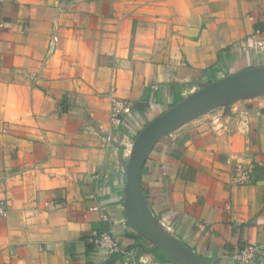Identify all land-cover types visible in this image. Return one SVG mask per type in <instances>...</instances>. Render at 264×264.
<instances>
[{"label":"crops","instance_id":"1","mask_svg":"<svg viewBox=\"0 0 264 264\" xmlns=\"http://www.w3.org/2000/svg\"><path fill=\"white\" fill-rule=\"evenodd\" d=\"M257 67L264 0H0V264H118L93 241L108 232L151 264H178L128 225L134 142L199 84ZM238 165L247 185L234 184ZM141 189L210 264L264 247V95L163 137Z\"/></svg>","mask_w":264,"mask_h":264},{"label":"water","instance_id":"2","mask_svg":"<svg viewBox=\"0 0 264 264\" xmlns=\"http://www.w3.org/2000/svg\"><path fill=\"white\" fill-rule=\"evenodd\" d=\"M264 95V67L251 68L193 93L155 119L136 138L126 166L128 225L180 264H210L161 227L149 209L141 189V175L155 145L191 121L231 103Z\"/></svg>","mask_w":264,"mask_h":264},{"label":"built area","instance_id":"3","mask_svg":"<svg viewBox=\"0 0 264 264\" xmlns=\"http://www.w3.org/2000/svg\"><path fill=\"white\" fill-rule=\"evenodd\" d=\"M115 115L113 123L120 126L122 123L121 117L126 111L125 104L118 100L115 101ZM234 184L236 186H244L248 184L247 171L242 165L236 167L234 175ZM99 207H94L93 211L98 212ZM8 216V206L0 202V218ZM165 230L168 227L162 225ZM95 246L107 256L118 257V264H151L145 260L138 249H126L122 247L116 239L113 232L104 233L93 239ZM264 253V247L261 246H246L234 255V259L240 264H256Z\"/></svg>","mask_w":264,"mask_h":264},{"label":"trees","instance_id":"4","mask_svg":"<svg viewBox=\"0 0 264 264\" xmlns=\"http://www.w3.org/2000/svg\"><path fill=\"white\" fill-rule=\"evenodd\" d=\"M207 71H205V72H203V73H206ZM210 73H213V74H215V73H217L218 71L216 70V69H210V71H209ZM213 74H211V75H213ZM215 81H213V78L211 77V79L209 80V82H208V84H212V83H214ZM178 104V102L177 103H175V105L174 106H176ZM153 255L158 259V260H160V261H169V262H175V263H178V264H180L179 262H177L175 259H173L172 257H170L168 254H166V253H164L162 250H160V249H155V250H153Z\"/></svg>","mask_w":264,"mask_h":264},{"label":"rangeland","instance_id":"5","mask_svg":"<svg viewBox=\"0 0 264 264\" xmlns=\"http://www.w3.org/2000/svg\"><path fill=\"white\" fill-rule=\"evenodd\" d=\"M260 57V56H259ZM256 61H255V63L254 64H258L257 63V59H255ZM263 63V60H260L259 61V64H262ZM204 85H205V83H203V84H199L197 87H196V89L193 91V93H196V92H198V91H200V90H202L203 89V87H204ZM193 93H190V91H189V93H187V97L186 98H188V97H190V95H192ZM218 110V109H217ZM217 110H215V111H217ZM213 112V111H212ZM212 112H210V114L212 113Z\"/></svg>","mask_w":264,"mask_h":264}]
</instances>
